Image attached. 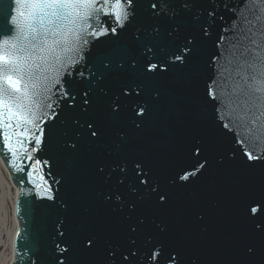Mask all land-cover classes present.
<instances>
[{"label":"water","instance_id":"1","mask_svg":"<svg viewBox=\"0 0 264 264\" xmlns=\"http://www.w3.org/2000/svg\"><path fill=\"white\" fill-rule=\"evenodd\" d=\"M245 3L133 0L116 35L113 18L101 17L110 34L90 38L84 60L64 76L69 97L54 90L58 115L43 125V143L22 171L0 136L18 186L10 264H170V253L180 264H264V212H249L264 205V147L238 143L208 96L224 63L213 57ZM16 7L0 0V34H12ZM189 41L193 52L181 64L172 54ZM149 62L155 71H146ZM249 152L261 158L249 160ZM36 160L42 168L30 178ZM197 162L205 168L180 180ZM41 176L53 199L39 194ZM88 237L95 246L85 247ZM150 250L160 255L146 260Z\"/></svg>","mask_w":264,"mask_h":264},{"label":"snow or ice","instance_id":"2","mask_svg":"<svg viewBox=\"0 0 264 264\" xmlns=\"http://www.w3.org/2000/svg\"><path fill=\"white\" fill-rule=\"evenodd\" d=\"M15 4L12 34H0V136L11 154V164L19 168L24 160H33V154L43 143V125L58 115L54 90L60 87L62 97L67 99L69 93L62 87L64 76L71 75V70L84 60L90 38L98 40L110 34L101 17L113 18L111 34L116 35L117 28H124L133 15L130 11L133 0H15ZM151 7L156 9L157 5ZM230 32L231 39L224 51L213 57L214 64L221 58L224 63L215 69L216 78L208 88V96L218 102L219 118L227 120L225 128L235 130L238 143L264 147V0H246L232 21ZM224 40L221 37L220 42ZM190 44L191 41L185 44L180 54H172L176 61L184 64L190 58L193 52ZM145 67L153 72L157 65L149 62ZM79 74L83 76V72ZM83 95L87 107L88 92ZM113 110L118 111L115 107ZM143 114V109L137 110V115ZM87 127L96 138L93 125L89 123ZM33 143L35 147L30 148ZM196 153L199 154V149ZM246 155L249 160L261 158L252 152ZM205 166L197 162L193 170L179 179L187 181ZM41 168V162L36 160L30 178ZM39 179L41 183L36 184L39 194L53 199L51 188L42 176ZM249 212L255 217L264 212V205H250ZM131 231L136 229L133 227ZM95 243L92 237L84 241L86 248ZM130 254L135 256V252ZM159 255V250H150L146 260H155ZM176 255L169 254L170 264L171 261L180 264Z\"/></svg>","mask_w":264,"mask_h":264},{"label":"rangeland","instance_id":"3","mask_svg":"<svg viewBox=\"0 0 264 264\" xmlns=\"http://www.w3.org/2000/svg\"><path fill=\"white\" fill-rule=\"evenodd\" d=\"M1 170V167H0ZM0 171V264H8L12 257V236L15 231L13 193L6 187L9 178ZM3 180L4 183H3Z\"/></svg>","mask_w":264,"mask_h":264},{"label":"bare ground","instance_id":"4","mask_svg":"<svg viewBox=\"0 0 264 264\" xmlns=\"http://www.w3.org/2000/svg\"><path fill=\"white\" fill-rule=\"evenodd\" d=\"M0 167H1V170L4 171L6 174H8V178H9V186L8 184L6 183V187L9 188L10 191H12L13 193V205H14V220H15V231L13 233V236H12V257L10 258V262L8 264L11 263V261L13 260V241H14V236H15V233H16V230L19 226V221H18V218L15 214V206H16V198H17V192H18V186L14 184V182L12 181V178H11V175H10V172L8 170V168L5 166V164L3 163L1 157H0ZM0 170V171H1ZM3 183L5 180H3Z\"/></svg>","mask_w":264,"mask_h":264}]
</instances>
